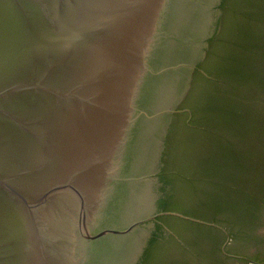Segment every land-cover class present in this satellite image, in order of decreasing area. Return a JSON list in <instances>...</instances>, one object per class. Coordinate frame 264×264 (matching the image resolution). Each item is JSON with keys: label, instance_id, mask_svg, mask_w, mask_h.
<instances>
[{"label": "water", "instance_id": "water-1", "mask_svg": "<svg viewBox=\"0 0 264 264\" xmlns=\"http://www.w3.org/2000/svg\"><path fill=\"white\" fill-rule=\"evenodd\" d=\"M219 1L0 0V264H136L182 216L156 175Z\"/></svg>", "mask_w": 264, "mask_h": 264}, {"label": "trees", "instance_id": "trees-1", "mask_svg": "<svg viewBox=\"0 0 264 264\" xmlns=\"http://www.w3.org/2000/svg\"><path fill=\"white\" fill-rule=\"evenodd\" d=\"M217 8L211 50L187 97L192 119L187 111L175 115V132L161 153L157 209L182 215L158 217L172 228L179 223L201 232L190 218L226 227L235 243L228 253L237 255L239 248L264 245L258 233L264 225V0H220ZM158 221L136 264H190L171 256ZM205 228L221 246L226 236Z\"/></svg>", "mask_w": 264, "mask_h": 264}, {"label": "flooded vegetation", "instance_id": "flooded-vegetation-1", "mask_svg": "<svg viewBox=\"0 0 264 264\" xmlns=\"http://www.w3.org/2000/svg\"><path fill=\"white\" fill-rule=\"evenodd\" d=\"M190 119H192V117L189 118V121ZM190 219L203 226L201 232H197L193 227H188L184 224L180 225L179 223H174V227L172 228L162 221H158L164 229L163 236L168 241L167 245L172 257L188 259L190 264H223L228 258H235L238 260L245 258L241 253L237 255L228 253L229 247L233 246L235 243L226 227L201 219ZM156 223L157 221L149 228H153ZM204 227H215L226 236V239L221 246L219 245L221 240L218 237V234L214 232V230L210 232L208 228L204 229ZM149 228H147V237L150 234ZM212 248H220V250H213Z\"/></svg>", "mask_w": 264, "mask_h": 264}, {"label": "rangeland", "instance_id": "rangeland-1", "mask_svg": "<svg viewBox=\"0 0 264 264\" xmlns=\"http://www.w3.org/2000/svg\"><path fill=\"white\" fill-rule=\"evenodd\" d=\"M251 263H253V262H250V261L248 262V264H251ZM229 264H239V263H229Z\"/></svg>", "mask_w": 264, "mask_h": 264}, {"label": "built area", "instance_id": "built-area-1", "mask_svg": "<svg viewBox=\"0 0 264 264\" xmlns=\"http://www.w3.org/2000/svg\"><path fill=\"white\" fill-rule=\"evenodd\" d=\"M251 264H257V263H251Z\"/></svg>", "mask_w": 264, "mask_h": 264}]
</instances>
